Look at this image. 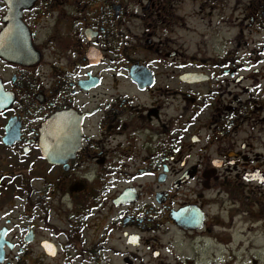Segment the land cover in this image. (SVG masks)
I'll return each mask as SVG.
<instances>
[{
  "label": "flooded vegetation",
  "instance_id": "obj_1",
  "mask_svg": "<svg viewBox=\"0 0 264 264\" xmlns=\"http://www.w3.org/2000/svg\"><path fill=\"white\" fill-rule=\"evenodd\" d=\"M252 206L264 0H0V264H237Z\"/></svg>",
  "mask_w": 264,
  "mask_h": 264
},
{
  "label": "rangeland",
  "instance_id": "obj_2",
  "mask_svg": "<svg viewBox=\"0 0 264 264\" xmlns=\"http://www.w3.org/2000/svg\"><path fill=\"white\" fill-rule=\"evenodd\" d=\"M254 41L257 40L253 38ZM229 192H236L230 190ZM251 209V208H250ZM252 221L250 227L236 228L235 253L237 264L244 261L250 264V260H255L259 264H264V211L261 216H257L258 208L252 206ZM256 221H259L256 223Z\"/></svg>",
  "mask_w": 264,
  "mask_h": 264
}]
</instances>
